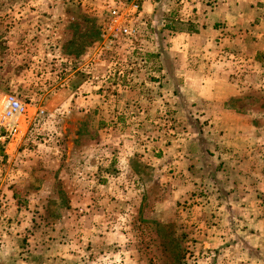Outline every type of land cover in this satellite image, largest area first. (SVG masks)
Segmentation results:
<instances>
[{"label":"rangeland","instance_id":"rangeland-1","mask_svg":"<svg viewBox=\"0 0 264 264\" xmlns=\"http://www.w3.org/2000/svg\"><path fill=\"white\" fill-rule=\"evenodd\" d=\"M109 1L0 0V98L27 109L0 133V264H198L207 244L264 264V53L200 65L177 0L110 45Z\"/></svg>","mask_w":264,"mask_h":264},{"label":"crops","instance_id":"crops-1","mask_svg":"<svg viewBox=\"0 0 264 264\" xmlns=\"http://www.w3.org/2000/svg\"><path fill=\"white\" fill-rule=\"evenodd\" d=\"M177 1H179L177 7L181 3H184L186 4L184 5L186 8L189 7L190 4H193L191 10L192 8L194 9V7L197 8L190 12L187 10L186 14H193L191 19L193 23H190L189 27H186V24L181 26L179 29L181 30V34H179V31L177 33L179 36L189 35L188 38L190 41H196V39L198 40V47L193 49L196 50L195 54L198 55V57H195L194 59H200V65H206V62L202 61H204V58H207L210 54L209 49L216 44H221L222 46L237 44V47L241 50V54H243V56L248 57L249 55L251 59H257L259 58L258 55L260 54L262 57V54L264 53V0ZM162 2L164 6L166 5L167 0H162ZM194 2L197 4H194ZM167 7L162 10L163 12L165 11V17L169 15L168 12L170 7ZM152 8L153 7H150L149 10L152 11ZM183 12L184 11H181V13ZM155 14L157 13L155 12ZM152 16H155L154 13H152ZM183 16H185V14ZM181 20H184V18H181ZM167 49L168 46L164 49V56H167L168 54ZM176 51L179 52L178 50ZM160 73L163 74V76L168 75L165 68H163ZM184 74L187 77L191 75L195 77H205L210 75L207 74V70L205 71V68L201 66L196 70H187ZM211 76H215V73H212ZM206 85L207 84L203 85L201 80L198 79L195 87L199 90L201 86L204 88ZM245 86L246 85H239V91H243ZM83 88L88 93L83 97L82 101L80 102L74 96L71 101H73V105L78 107L85 106L87 109L86 111H91L93 110L92 108L95 107L94 102L96 101V97L91 93L92 87L90 85H83ZM260 222L264 225V219ZM255 233H257L256 235L264 243V228L258 232L255 231ZM211 246L212 245L207 244L203 247L209 248L207 250L208 257L203 259L199 258L198 264H240V261L235 259L236 256L233 255V252L235 253V251H237V247L231 246L230 244ZM256 246L257 248L264 251V244H259Z\"/></svg>","mask_w":264,"mask_h":264},{"label":"built area","instance_id":"built-area-1","mask_svg":"<svg viewBox=\"0 0 264 264\" xmlns=\"http://www.w3.org/2000/svg\"><path fill=\"white\" fill-rule=\"evenodd\" d=\"M150 0H110L108 19L103 30L104 38L115 45L121 38L132 41L140 34L144 16V4ZM26 105L15 95L0 98V133L13 137L21 129Z\"/></svg>","mask_w":264,"mask_h":264}]
</instances>
